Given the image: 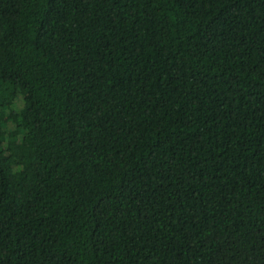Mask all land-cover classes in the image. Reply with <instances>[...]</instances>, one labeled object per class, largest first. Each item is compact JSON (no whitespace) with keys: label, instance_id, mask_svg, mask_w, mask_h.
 I'll return each instance as SVG.
<instances>
[{"label":"trees","instance_id":"obj_1","mask_svg":"<svg viewBox=\"0 0 264 264\" xmlns=\"http://www.w3.org/2000/svg\"><path fill=\"white\" fill-rule=\"evenodd\" d=\"M0 264H264V0H0Z\"/></svg>","mask_w":264,"mask_h":264}]
</instances>
